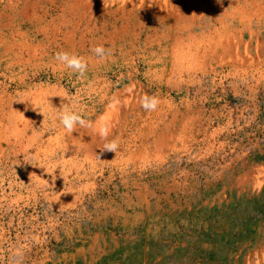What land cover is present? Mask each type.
<instances>
[{
    "label": "rangeland",
    "instance_id": "374dc122",
    "mask_svg": "<svg viewBox=\"0 0 264 264\" xmlns=\"http://www.w3.org/2000/svg\"><path fill=\"white\" fill-rule=\"evenodd\" d=\"M0 264H264V0H0Z\"/></svg>",
    "mask_w": 264,
    "mask_h": 264
},
{
    "label": "clouds",
    "instance_id": "9594fccd",
    "mask_svg": "<svg viewBox=\"0 0 264 264\" xmlns=\"http://www.w3.org/2000/svg\"><path fill=\"white\" fill-rule=\"evenodd\" d=\"M92 51L101 59H104L107 55L111 54V51L105 49L103 46H96ZM55 59L61 62L66 68L71 69L73 73L83 76L88 70V64L82 56L72 54L66 51H61L56 53ZM17 102H24L23 100ZM160 103V100L157 96H149L145 94L141 98V107L145 111H155ZM60 123L68 132H73L76 126L91 128L92 122L86 120L81 114L76 112L64 111L59 116ZM110 124L108 122L103 123L99 129V135L107 139L110 133ZM119 148V143L117 140L113 139L112 141L106 143L99 154V158L105 153H116Z\"/></svg>",
    "mask_w": 264,
    "mask_h": 264
}]
</instances>
